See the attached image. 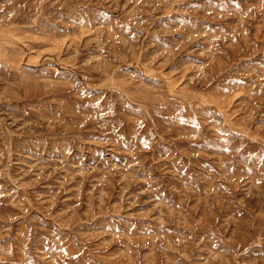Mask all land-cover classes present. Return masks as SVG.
<instances>
[{
	"label": "rangeland",
	"instance_id": "obj_1",
	"mask_svg": "<svg viewBox=\"0 0 264 264\" xmlns=\"http://www.w3.org/2000/svg\"><path fill=\"white\" fill-rule=\"evenodd\" d=\"M214 262L264 264V0H0V264Z\"/></svg>",
	"mask_w": 264,
	"mask_h": 264
},
{
	"label": "bare ground",
	"instance_id": "obj_2",
	"mask_svg": "<svg viewBox=\"0 0 264 264\" xmlns=\"http://www.w3.org/2000/svg\"><path fill=\"white\" fill-rule=\"evenodd\" d=\"M6 30H7V29H6ZM5 32H7V31H5ZM215 135H216V134H215ZM232 160H233V159H232ZM217 162H218V161H217ZM253 223H254V222H253ZM257 224H258V223H257ZM219 256H222V255H219ZM5 257H6V256H5ZM5 257H3V258H5ZM215 257H216V256H215ZM6 258H7V257H6ZM8 259H9V258H8ZM2 260H5V259H2ZM9 260H10V259H9ZM221 260H222V259H221ZM6 261H7V260H6ZM220 262H221V261H220ZM222 262H223V261H222ZM222 262H221V263H222ZM225 262H226V261H225ZM214 263H215V262H214ZM221 263H220V264H221ZM227 263H228V262H227ZM233 263H234V262H233ZM215 264H216V263H215Z\"/></svg>",
	"mask_w": 264,
	"mask_h": 264
}]
</instances>
